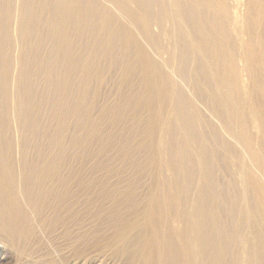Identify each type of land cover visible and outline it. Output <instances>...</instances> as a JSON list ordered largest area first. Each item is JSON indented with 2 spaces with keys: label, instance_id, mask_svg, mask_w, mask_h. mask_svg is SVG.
Listing matches in <instances>:
<instances>
[{
  "label": "bare ground",
  "instance_id": "1",
  "mask_svg": "<svg viewBox=\"0 0 264 264\" xmlns=\"http://www.w3.org/2000/svg\"><path fill=\"white\" fill-rule=\"evenodd\" d=\"M0 242L49 264H264V0H0Z\"/></svg>",
  "mask_w": 264,
  "mask_h": 264
},
{
  "label": "rangeland",
  "instance_id": "2",
  "mask_svg": "<svg viewBox=\"0 0 264 264\" xmlns=\"http://www.w3.org/2000/svg\"><path fill=\"white\" fill-rule=\"evenodd\" d=\"M40 31H42V33H43L44 27H42L40 29ZM37 77H38V79H37V82L34 83V85L32 87V92L35 89L40 90V86L38 83V81L40 80L39 75ZM111 89H113V87H112V85L110 86V83L108 82L107 79L103 83H101L100 85H97L94 81H91L90 88L88 91V95L90 96L89 99L91 100V102H93V106L91 107V110H90V118L92 120L98 121V117L100 116V113H101V111L99 112L100 106L103 105V102L106 98V95L110 94L109 92L112 91ZM33 96L38 97V95H33ZM52 97H57V96L54 95ZM43 98H47V97H41L37 103V105L41 106L40 109H42ZM48 107L50 108L49 105H48ZM48 112H49L48 116L51 118V116H50L51 108L48 109ZM59 119L61 120L62 128L64 131H66L67 136L70 135L72 137L73 127H72V124L70 123V118L68 119L63 114H61V115H58L54 121L57 122V120H59ZM100 123H101V125H100ZM103 124L104 123L99 122L97 129L88 138V143H90L89 145H91L92 149H90V147H89V152H91V153L89 154V156L85 157V162H93L95 160H98V158H100V155L98 153V147H97L99 145L97 144L96 138H97L99 126L103 127L102 126ZM68 139L69 138H66V140H68ZM78 150H79L78 147L74 148V155L78 153ZM85 152L88 153L87 150ZM63 254H65V252ZM95 254L98 255L97 253H95ZM95 254H93V255H95ZM95 257L97 258L99 256H95ZM23 258L21 259V258L16 257L12 250L8 249L7 247H5L2 244V242H0V264H32V262H33V264H49L46 261L41 260V259H38L39 260L38 261L37 259H31L28 257H23Z\"/></svg>",
  "mask_w": 264,
  "mask_h": 264
}]
</instances>
